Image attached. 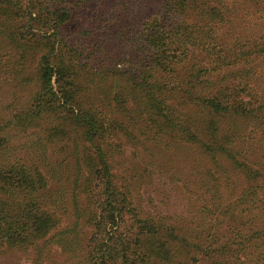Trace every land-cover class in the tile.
Here are the masks:
<instances>
[{"label":"trees","instance_id":"1","mask_svg":"<svg viewBox=\"0 0 264 264\" xmlns=\"http://www.w3.org/2000/svg\"><path fill=\"white\" fill-rule=\"evenodd\" d=\"M151 1L0 0V77L30 90L0 112V250L264 264V0ZM95 4L113 42H72ZM21 133L37 136L19 157ZM123 139L163 161L115 162Z\"/></svg>","mask_w":264,"mask_h":264},{"label":"rangeland","instance_id":"2","mask_svg":"<svg viewBox=\"0 0 264 264\" xmlns=\"http://www.w3.org/2000/svg\"><path fill=\"white\" fill-rule=\"evenodd\" d=\"M150 0H147L149 2ZM154 2V0H152ZM151 1V2H152ZM146 2V0H145ZM90 5L88 8H86V12L83 11L81 15H79L75 20L74 24L71 28V36H74L73 38H70L72 42L78 43V35H75L73 32H79L82 33V37L85 39L87 35L93 31L95 26L97 29L95 30L98 32L101 36H106L105 39L107 42H113V38L108 37V32L110 31V26L105 28V26L110 25V22L106 19H111V28L112 30H115L116 28L112 27L114 25L113 15L112 12L106 10L105 8H102L100 6ZM106 20V21H103ZM78 25L80 28H83L82 30L78 28ZM88 29V30H87ZM90 29V30H89ZM104 39V38H103ZM114 43L118 42V39L114 38ZM11 48V47H7ZM6 50V49H5ZM8 50V49H7ZM10 50L13 51L11 48ZM81 50V48H80ZM17 64V62H16ZM12 67V66H11ZM9 76V75H7ZM6 74H3L2 77H0V112H9L14 113L16 110L21 108L24 102H26V98L29 99L30 90L29 87H25V85H21L17 81L13 80V77L9 76L7 77ZM14 101V107H11L10 110H5V106L11 102ZM16 106V108H15ZM7 116V115H6ZM121 118V117H120ZM14 132V131H13ZM37 135L35 134H28V133H21L14 135L11 139V142L9 143L11 148H18L16 151V155L19 157H22L25 153V149H27L28 146L31 145L33 140H35V137ZM125 143H128L126 139H123ZM46 161L48 162H57L59 160H63L66 155L62 151V149L58 148V145H52L48 144L46 145ZM151 149H147L143 145L136 143L133 144V142L128 143L125 145V147L120 148L117 150L114 159L115 162H162L163 160L160 158V152H156V155L153 157L151 156ZM186 158V157H185ZM160 160V161H159ZM64 162H70L69 160H65ZM174 162V161H173ZM175 162H181V161H175ZM182 162H192V159L187 158V161ZM196 162V161H195ZM0 263L1 262H7V261H20L24 264H38L39 262V255L34 254H27L20 250H0ZM50 252V251H49ZM51 255L56 254L54 250L52 249L49 253ZM41 264H50V260L48 261L46 258Z\"/></svg>","mask_w":264,"mask_h":264}]
</instances>
